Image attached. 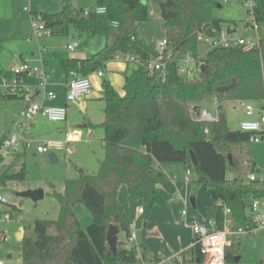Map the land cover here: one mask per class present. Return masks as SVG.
Here are the masks:
<instances>
[{
	"label": "trees",
	"instance_id": "obj_1",
	"mask_svg": "<svg viewBox=\"0 0 264 264\" xmlns=\"http://www.w3.org/2000/svg\"><path fill=\"white\" fill-rule=\"evenodd\" d=\"M150 1L158 8L168 40L162 55L166 65L164 76L144 65L156 58L159 51L138 35L137 25L150 20L148 6L142 0H96V6L106 8L104 15L75 8L68 0H61V11L56 14L40 11L51 36H66L72 29L88 36H101L105 41L100 51L86 59L63 60L66 72L90 75L103 69L116 55H130L139 64L125 78L124 96H119L109 84L104 87V119L99 125L103 130L104 160L98 173L90 175L78 169L79 177L66 180L62 194L53 193L59 217L34 221V238L21 240V264L139 261L153 264L149 249L142 246L138 252L135 246L125 247V241L118 240L113 255L105 235L108 226L113 225L127 241L130 237L123 208L117 200L122 184L126 185L131 199L143 201L147 214L154 206L171 199L162 188L166 179L155 170L156 164L182 163L191 172L189 182L202 184L211 191L217 229L222 228L223 207L230 209L237 225L245 226L251 199L264 196V183L248 179L255 173L250 134L230 130L222 112L216 122L196 121L193 116V107L201 109L205 96L215 98L222 109L230 102H264V37L259 38L258 47L251 51L245 52L240 47L215 48L199 59L196 58L199 37L216 36L224 28L235 32L234 23L213 17L211 0ZM253 1L255 21L264 25V0ZM2 42L0 38V53ZM187 56L199 66V73L193 79L178 74L180 62ZM5 72L0 69V74ZM1 144L2 138L0 147ZM190 151L197 159L196 168L189 159ZM2 161L0 156V164ZM228 172L231 178L227 177ZM7 179L23 180L24 164L19 173L8 175ZM77 204L91 215L86 228L81 227L73 211ZM238 254L239 241L227 248L226 262ZM198 258L200 261L199 254Z\"/></svg>",
	"mask_w": 264,
	"mask_h": 264
},
{
	"label": "rangeland",
	"instance_id": "obj_2",
	"mask_svg": "<svg viewBox=\"0 0 264 264\" xmlns=\"http://www.w3.org/2000/svg\"><path fill=\"white\" fill-rule=\"evenodd\" d=\"M69 3L78 9L83 8L86 12H95L96 0H68ZM211 0V14L215 19L225 21L227 24H233L236 35H242L243 40L251 41L256 38V34L251 30V26L244 30L245 8L239 0ZM143 4L148 6L149 11L154 12V16L149 21L141 22L137 25V32L148 46L158 50L159 42L166 37L165 24L160 19L159 11L156 5L150 0H142ZM220 6V7H218ZM28 11H24V8ZM61 0H0V38L1 43L0 67L7 69L18 59L25 60L30 65L43 68L52 75V67L60 69L63 74L65 70L60 63V59L73 55H87L97 53L104 47V39L101 36H88L82 32L69 30L66 36H47L50 50H39V45L35 38L29 37L30 17L40 11L46 14H56L61 11ZM40 10V11H39ZM253 25V24H250ZM258 38L264 37V25L257 24ZM226 26V25H225ZM77 42L78 47L70 52L66 50L69 42ZM35 51L36 56L31 57ZM210 51V46L199 39L196 48V58H204ZM121 60L125 61L127 56L120 55ZM32 59H35L33 63ZM31 60V61H30ZM45 61L47 64H45ZM127 64L131 69L137 68L138 64L129 62ZM191 68H195V61H188ZM14 66V65H13ZM10 69V68H9ZM106 68L103 67V71ZM105 73V72H104ZM103 88L99 89L98 94L101 97H93V102L88 105L86 110L75 108L74 104H67V119L65 122H51L46 118L36 116L31 123H28L22 135L28 141L21 142L16 147V152L12 158L2 161L1 167L9 174L15 175L21 170L24 164V179L9 180L8 175H4L0 181V195L6 202H0V263L1 264H21L22 238H34L33 223L38 219L57 220L59 209L57 200L53 193L62 194L64 182L66 180H75L79 177L78 169H83L87 174L95 175L98 173L101 162L104 160L103 148V130L100 127L89 128L87 121L94 124L103 119ZM102 89V91H101ZM93 91V90H92ZM61 94L60 96H62ZM84 99L90 98L83 97ZM26 106L24 100L13 98L12 100H0V139L6 135L19 133L18 125L24 121L23 111ZM202 109L215 115L212 98L204 97L200 103ZM222 115L227 120L230 130H238L239 123L246 120L243 115V106L239 102H230L225 104L222 109ZM98 123V122H97ZM96 125V124H94ZM88 130L90 134L88 135ZM75 135V140L68 146L72 150L71 155L66 154L65 142L69 135ZM260 137V136H259ZM56 144L57 149L54 152L58 158L56 164L48 161L47 154L37 152V147L42 145ZM250 151L255 163V176L257 180L264 183V143L250 144ZM231 178L232 174L227 173ZM194 175L192 174V179ZM41 189L44 192L42 200L34 203L29 199L22 198L18 194L25 191ZM197 199L195 209L190 202L186 211L200 214L202 220L215 219L214 202L208 188L202 184L190 182L189 199ZM86 211L85 207L78 205L76 207ZM184 209V208H183ZM182 209V210H183ZM88 213V212H87ZM198 223H201L198 219ZM91 223L88 222L87 227ZM22 236H18V235ZM120 240L128 243L124 235H120ZM8 256H10L8 258ZM189 254L184 258L188 260ZM239 260L227 261L225 264H260L264 261V237L247 236L241 238L239 244ZM175 263V262H174ZM135 264H141L137 262ZM165 264H173L167 262Z\"/></svg>",
	"mask_w": 264,
	"mask_h": 264
},
{
	"label": "built area",
	"instance_id": "obj_3",
	"mask_svg": "<svg viewBox=\"0 0 264 264\" xmlns=\"http://www.w3.org/2000/svg\"><path fill=\"white\" fill-rule=\"evenodd\" d=\"M240 4L245 8V23L246 27L251 26V30L256 34V38L251 41H245L242 35H236L234 32H230L224 28L217 33L216 36H201L199 39L204 40L210 46V50L215 48H232L240 47L243 51L248 52L258 47L259 38L257 35L258 25L255 21L254 8L255 2L253 0H239ZM224 3H227L224 0ZM24 11H28L25 7ZM95 14H106V8L104 6H97ZM149 17H153V12L149 11ZM253 24V25H250ZM115 26L116 23H113ZM30 37L39 40L43 37L51 36L49 29H47L41 20L40 15L33 14L30 17ZM77 42H71L66 46V50L72 52L77 48ZM168 46V40L165 37L159 42L158 51L159 55L156 58L148 60L144 65L150 71H158L162 76L165 74L166 65L162 60V55ZM129 62L139 64V61L126 55ZM120 55H116L114 59H119ZM193 60L192 57L187 56L178 66V74L184 79H193L199 73V66L195 65V68H191L188 65V61ZM195 61V60H194ZM97 78H103V70H98L95 73ZM72 80L66 85L65 103L74 104L83 99V97L91 96L92 86L88 76L78 77L76 72H71ZM47 74L44 69L38 66H32L23 59H18L17 64L10 67L5 73L0 74V98H20L25 101L26 107L23 111L24 121L18 125L19 133L6 135L2 138V144L0 147V156L2 160L8 159L14 152L16 147L25 142L22 135L28 123H31L36 116L46 118L51 122H65L67 118L66 106H46L45 101H53L56 99V95L53 92L47 91ZM215 109V115L208 113L205 109L199 108V113H193L196 121L204 122H216L218 120L219 111L218 101L212 99ZM243 115L246 120L239 123L241 132L249 133L250 144L264 143V102L261 104L255 103H242ZM90 134V131H88ZM260 136V137H259ZM75 135H69L68 141L65 142L66 154L71 155L72 150L68 147L69 144L75 140ZM57 145H42L37 147V152L49 154L52 150H56ZM2 164V163H1ZM0 164V167H1ZM190 170H186V180H189ZM249 181L257 180L255 174H251L248 177ZM0 202L5 203L6 200L0 195ZM249 221L245 226H240L235 223L231 217L230 209L223 207V223L222 228L217 229L215 221L205 220L201 223L196 221H190L192 230V246L198 252L201 260L198 264H225L226 250L233 246L241 238L247 236H258L262 234L264 237V196L261 198L251 199L249 207ZM138 212L143 213V209L140 208ZM182 217H186V210L181 212ZM134 234L130 233L129 241H134ZM140 260V253L137 256ZM180 260L179 256L176 257ZM1 264V263H0ZM260 264H264V261Z\"/></svg>",
	"mask_w": 264,
	"mask_h": 264
},
{
	"label": "crops",
	"instance_id": "obj_4",
	"mask_svg": "<svg viewBox=\"0 0 264 264\" xmlns=\"http://www.w3.org/2000/svg\"><path fill=\"white\" fill-rule=\"evenodd\" d=\"M28 36L30 37V34ZM37 43L39 45V50L41 52H44V50H50L49 48L50 41L47 38L43 37L37 40ZM70 43L71 42L67 43V45ZM35 56H36V52L33 51L31 53V57L34 58ZM90 56L87 55L85 56L81 54V55H73L67 58L62 57L60 59V63L62 64V61L66 59H86ZM34 60L35 59H32L33 63H35ZM45 64H47L46 61ZM13 65H15V63ZM104 67L106 68V70L103 71V73L105 72L103 78L96 77L95 73L98 70L91 73L90 75H87L92 86V90H93L92 94L91 96H89L90 98L88 99L83 98L79 102L74 103L75 108H79L85 111L86 108H88V105H90L93 102V97H98V98L101 97L100 94H98V92L100 88H103L104 78L106 79L104 80L105 85L109 84L117 92L119 96L121 97L124 96L125 78L129 76L132 70L136 68L131 69L127 64V59L123 61L121 60V58L113 59L107 62ZM9 68L3 69L2 67H0V69L3 71H7ZM99 70H103V69H99ZM51 72L52 75L49 74L48 71H46V74L48 76L47 91L53 92L56 95V99L53 101H45L44 105L66 106V111H67L68 105L65 103V92H66L65 87L67 83L72 80L71 72L68 73L65 71V74H63L60 69H56L54 67H52ZM77 76L81 77L82 75L77 73ZM61 94L63 95L60 96ZM102 100H103V95H102ZM103 108H104V103H103ZM103 119H104V115H103ZM103 119L94 122V124L96 125H94L92 122H90V120H88L87 126L89 128L99 127ZM26 146L28 145L26 144ZM15 155L12 154L9 157V159ZM5 168L6 167H0V177L2 176V178L4 175H11L8 173V171L5 170ZM155 170L157 172L162 173L163 176L165 177L166 182L162 188L171 196V199L162 205L154 206L148 214L144 210V203L142 200L135 201L131 199L125 184H122L119 187L117 193V200L123 208L125 219L128 224L130 233H133L135 236L134 241H129L128 239V243H126L125 247L129 248L135 246L138 252L141 250L142 246L146 247L151 252L153 264H165L167 262L168 263L172 262L173 264L175 263L198 264L199 262L198 254L192 246V230L190 226V221L194 220L197 222L199 219L201 222L205 220L201 219L199 212L196 213V212L186 211V217L181 216V212L183 210H186L187 207L189 206L188 201L190 202V200L193 199V198L189 199L190 182L189 180L188 181L186 180L185 166L182 163H161L155 165ZM211 198H212V193H211ZM78 205L81 204L75 205L73 211L81 227L83 228L82 224L86 226V224L91 220V215L87 210L86 211L88 213L81 210L80 207L78 208V212H77L76 207ZM196 205H197V199H194V206L192 205L191 206L193 209H195ZM140 208L143 209V213L141 214L138 212ZM211 221H214V219ZM18 236H22V235L19 234ZM118 237H120V235ZM240 242L241 239L239 240V244ZM186 254L190 255L188 260L184 258ZM178 256L180 260L176 259V257ZM9 257L10 256H8V258ZM139 262L143 264L142 261Z\"/></svg>",
	"mask_w": 264,
	"mask_h": 264
},
{
	"label": "water",
	"instance_id": "obj_5",
	"mask_svg": "<svg viewBox=\"0 0 264 264\" xmlns=\"http://www.w3.org/2000/svg\"><path fill=\"white\" fill-rule=\"evenodd\" d=\"M218 7H220V6H218ZM193 111L196 114H198L199 113V107L198 106L193 107ZM218 111L220 113L222 112L221 106H218ZM47 158L51 164H56L58 162V158L54 152H50L49 154H47ZM189 159L192 163L193 168H196L197 159L195 157V154L192 151L189 152ZM228 159L230 160V155H228ZM18 195L22 198L29 199L32 202L36 203L39 200L43 199L44 192L41 189H37V190H32V191L31 190L25 191V192L19 193ZM190 202H191V205L194 206V199H191ZM118 235H119L118 229L113 225H109L107 230H106L105 239H106L108 247H109L110 251L113 253V255H115L116 251H117V243L119 240ZM238 260H239V256L234 258L235 262H237Z\"/></svg>",
	"mask_w": 264,
	"mask_h": 264
}]
</instances>
